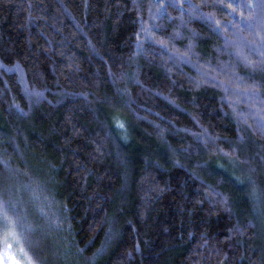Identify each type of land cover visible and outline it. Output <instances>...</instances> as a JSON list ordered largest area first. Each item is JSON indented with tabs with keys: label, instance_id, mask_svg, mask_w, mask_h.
<instances>
[{
	"label": "trees",
	"instance_id": "1",
	"mask_svg": "<svg viewBox=\"0 0 264 264\" xmlns=\"http://www.w3.org/2000/svg\"><path fill=\"white\" fill-rule=\"evenodd\" d=\"M264 264V0H0V264Z\"/></svg>",
	"mask_w": 264,
	"mask_h": 264
},
{
	"label": "rangeland",
	"instance_id": "2",
	"mask_svg": "<svg viewBox=\"0 0 264 264\" xmlns=\"http://www.w3.org/2000/svg\"><path fill=\"white\" fill-rule=\"evenodd\" d=\"M14 257V253L12 251H8V255L5 256V259L8 261L7 264H20V263H10L9 261H12V258Z\"/></svg>",
	"mask_w": 264,
	"mask_h": 264
}]
</instances>
